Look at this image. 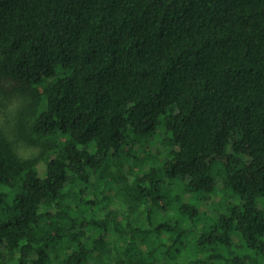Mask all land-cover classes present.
I'll return each mask as SVG.
<instances>
[{"label":"trees","instance_id":"obj_1","mask_svg":"<svg viewBox=\"0 0 264 264\" xmlns=\"http://www.w3.org/2000/svg\"><path fill=\"white\" fill-rule=\"evenodd\" d=\"M0 97V264H264V0H0Z\"/></svg>","mask_w":264,"mask_h":264},{"label":"rangeland","instance_id":"obj_2","mask_svg":"<svg viewBox=\"0 0 264 264\" xmlns=\"http://www.w3.org/2000/svg\"><path fill=\"white\" fill-rule=\"evenodd\" d=\"M17 99L4 100L0 97V128L9 139L10 142L13 141L14 146L18 152L22 153L23 157H29L30 154H36V151L24 149L22 146L18 145L16 142L15 132H14V123H15V111L19 105ZM133 149L130 151V154L135 159V163L129 167L130 171L138 172L140 169L148 165L149 163L160 159L164 155V149L158 143H152L150 147L144 150L143 153H136Z\"/></svg>","mask_w":264,"mask_h":264}]
</instances>
